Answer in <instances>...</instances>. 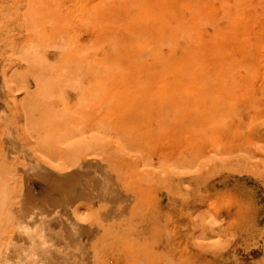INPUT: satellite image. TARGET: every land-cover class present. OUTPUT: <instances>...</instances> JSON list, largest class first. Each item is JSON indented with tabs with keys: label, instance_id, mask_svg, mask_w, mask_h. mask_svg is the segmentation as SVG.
<instances>
[{
	"label": "rangeland",
	"instance_id": "374dc122",
	"mask_svg": "<svg viewBox=\"0 0 264 264\" xmlns=\"http://www.w3.org/2000/svg\"><path fill=\"white\" fill-rule=\"evenodd\" d=\"M184 1L0 0V264H264V8Z\"/></svg>",
	"mask_w": 264,
	"mask_h": 264
},
{
	"label": "bare ground",
	"instance_id": "6f19581e",
	"mask_svg": "<svg viewBox=\"0 0 264 264\" xmlns=\"http://www.w3.org/2000/svg\"><path fill=\"white\" fill-rule=\"evenodd\" d=\"M209 1L210 0H185L183 8L189 17L187 20L185 19V17L184 18L182 17L180 20H178L176 23L175 31H172L173 33H171V36H170L171 43H178L179 41H182V40L184 41L183 43H184L185 49L183 50L182 56L180 58L181 64L179 62V64L182 67L180 65L179 66L185 70V74H188L189 72L190 73L193 72L194 64H195L194 60H198L199 62L197 63L201 64L200 62H202V60L206 59L207 57H210V58L214 57L210 53V48H208L204 44V42H200L202 40L199 38L198 34L194 33V30L192 27L193 24H197L203 21L205 14L202 13V10L208 7L210 8ZM260 6L264 8V0H233V4L223 5L221 7L222 14L226 15L229 21L226 22V24H224L222 27H220L218 34L219 35L221 34L222 36H226V38L228 39L230 43V50L228 51L229 55H233V54L240 55V54L248 53V50L250 49L249 44L250 42H253L252 37H251L253 36V33L251 32L248 33V31H246V28L250 26L253 27L254 21L252 17L248 16L247 11H250L252 7H260ZM32 26L33 24L31 22V27ZM171 48H174V47H171ZM214 55L215 57L219 56V54L217 53H215ZM25 57L26 58L30 57V54L29 56L27 55ZM232 58L233 57H228L226 58V61L232 60ZM215 59H219V58H215ZM228 62L232 63V61H228ZM228 62L226 63V65L228 64ZM176 67H178V65ZM176 67L174 69L177 70ZM40 140L42 141V138H40ZM22 217L25 218L26 216H24L23 214ZM27 221L29 222L30 220H27ZM34 222L35 221H33V223ZM26 225L27 224H25V226ZM28 225H30V227L34 226L32 224H28ZM25 226H22V228ZM19 228H20V224H19ZM11 264H14V263H11Z\"/></svg>",
	"mask_w": 264,
	"mask_h": 264
}]
</instances>
